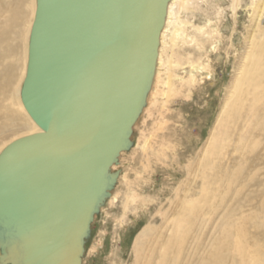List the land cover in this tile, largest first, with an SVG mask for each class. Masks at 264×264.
Wrapping results in <instances>:
<instances>
[{
  "label": "water",
  "instance_id": "1",
  "mask_svg": "<svg viewBox=\"0 0 264 264\" xmlns=\"http://www.w3.org/2000/svg\"><path fill=\"white\" fill-rule=\"evenodd\" d=\"M170 0H37L21 98L41 132L0 154L1 250L81 264L132 147Z\"/></svg>",
  "mask_w": 264,
  "mask_h": 264
},
{
  "label": "bare ground",
  "instance_id": "2",
  "mask_svg": "<svg viewBox=\"0 0 264 264\" xmlns=\"http://www.w3.org/2000/svg\"><path fill=\"white\" fill-rule=\"evenodd\" d=\"M195 2L206 17L205 25L196 27V32L207 42L211 41L209 48L218 57H223L221 48L224 47V38H230V47L237 51L234 45L235 27L230 37L226 34L225 15L228 12L236 21L240 10L251 7L254 36L258 35L261 39H253L248 47L246 43L247 50L233 72L231 86L208 139L205 155L198 160L189 187L165 219V227L156 230L148 241L140 261L142 264H264V0ZM183 3L184 0H170L168 3L159 39L156 70L146 100L149 96L155 100L161 91L166 68L163 61L165 49H173L179 40L187 36L181 27L172 32L173 25L179 22L175 10L178 4L183 9ZM36 8L37 0H0V130L13 126L29 127L33 130L31 134L42 131L27 112L21 98ZM171 33L172 39L168 42ZM191 41L203 52L206 51L205 43H198L194 38ZM23 53H26V63ZM226 55L230 57V53ZM190 66L197 72L205 73L202 66L192 63ZM20 71L22 84L17 99L15 87ZM206 75L212 77L211 73ZM195 78L193 75L192 80L195 81ZM7 96L10 110L4 101ZM22 134L12 132L3 139V145L7 147ZM199 180L201 195L192 198L193 187ZM111 191L106 200L111 199ZM115 199L112 197V200ZM218 207L219 219L216 215ZM197 208L202 211L201 221L197 220ZM2 244L0 234V264H7L10 256L16 264L12 244L6 248V253L1 250Z\"/></svg>",
  "mask_w": 264,
  "mask_h": 264
},
{
  "label": "rangeland",
  "instance_id": "3",
  "mask_svg": "<svg viewBox=\"0 0 264 264\" xmlns=\"http://www.w3.org/2000/svg\"><path fill=\"white\" fill-rule=\"evenodd\" d=\"M187 1L183 3L187 9L184 6L180 9L181 2L177 5L175 17L179 22L172 28L174 32V29L181 27L187 36L179 40L173 49H165L163 61L166 68L162 75L161 91L155 100L150 96L146 100L132 128V147L119 155L118 161L109 171L110 174H118L117 182L111 191V199L102 204L100 213L91 224L82 264H142L140 260L148 241L156 230L165 227V219L189 187L195 175V166L205 155L208 139L215 129L231 86L233 72L247 50L246 43L248 47L253 39H261L258 35L254 36V13L251 7L240 10L236 21L228 12L225 15V24L228 26L226 34L230 37L235 27L234 45L237 51L230 47V38H224V47L221 48L223 57H218L210 50L211 41L207 42L196 32V27L205 25V14L198 9L195 0ZM172 35H168V42ZM190 37L198 43H205L206 51L199 49ZM227 53H230L229 58ZM23 56L26 63V53ZM191 63L204 67L205 73L195 71ZM206 73H211L212 77ZM193 75L196 76L195 81L192 80ZM20 76L21 71L15 87L17 99L22 84ZM4 101L10 110L9 96ZM12 132L24 133L22 137L30 135L33 130L13 126L1 129L0 154L6 147L3 139ZM200 185L199 180L193 187L192 198L201 195ZM112 197L116 199L112 200ZM196 210L197 220L201 221L202 211L199 208ZM219 212L218 207V219ZM13 260V256H10L7 264H13Z\"/></svg>",
  "mask_w": 264,
  "mask_h": 264
}]
</instances>
